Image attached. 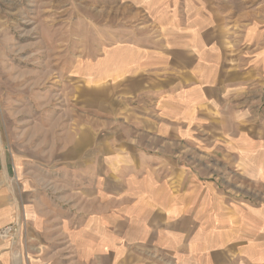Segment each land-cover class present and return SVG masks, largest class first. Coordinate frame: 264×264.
Returning a JSON list of instances; mask_svg holds the SVG:
<instances>
[{
  "label": "rangeland",
  "instance_id": "374dc122",
  "mask_svg": "<svg viewBox=\"0 0 264 264\" xmlns=\"http://www.w3.org/2000/svg\"><path fill=\"white\" fill-rule=\"evenodd\" d=\"M166 1L174 3L173 11L181 18L180 0ZM149 5V0H0V107L9 134L7 150L16 158L11 181L3 183L5 190L0 189V264L117 261L113 257L116 247L102 243L104 233L114 234L116 229L107 221L108 228L102 226L100 201L110 199L107 211L125 205L130 217L128 209L136 197L130 200L125 192L114 205L113 183L117 194L118 185L127 189L134 173L123 167L114 177H96L88 166L91 173L85 172L84 179L74 174L63 177L61 152L67 138L70 142L79 129L94 127L97 119L101 123L95 132L111 129L117 113L108 116L86 102L89 61L98 65L103 53L122 40L141 44L151 42L144 39L146 34L161 36L165 26L150 22ZM131 101L132 105L140 103ZM130 126L139 128L135 122ZM114 131L128 132V128L121 124ZM199 133L189 151L178 154L186 165L184 175L191 178L187 175L177 182L168 169L167 204L164 186L156 181L146 201L153 211L162 209L170 216L178 213V218H170L178 222L171 225L184 232L188 252L178 256L171 250L140 248L135 232L123 228L117 237L118 246L124 248V264H264V186L256 184V174L244 172L235 159H223L225 146L215 136L205 138ZM140 142L146 143L145 138ZM157 171L148 173L157 175ZM23 182L34 189V196L45 192L54 203L72 196V237L57 239L64 235L61 231L57 237L50 236V227L46 228L48 235L34 236L39 232L28 225L29 215L23 210ZM64 185L71 191L65 192ZM214 191L216 200L211 197ZM87 218L92 221L85 225ZM89 253L91 260L85 262ZM142 255L144 260L139 258Z\"/></svg>",
  "mask_w": 264,
  "mask_h": 264
},
{
  "label": "crops",
  "instance_id": "0c3cea01",
  "mask_svg": "<svg viewBox=\"0 0 264 264\" xmlns=\"http://www.w3.org/2000/svg\"><path fill=\"white\" fill-rule=\"evenodd\" d=\"M149 3L150 22L165 26L160 29L161 36L146 34L144 39L151 42L143 40L141 44L132 39L122 40L103 53L98 65L89 61L90 88L84 93L86 102L108 116L117 113L122 118L111 121L107 133L94 131L100 119L94 127L79 129L70 142V137L64 141L61 152L59 170L63 177L74 174L84 179L91 173L88 166L96 177L106 174L114 177L123 167L134 173L129 176L132 179L128 180L127 189L121 190L118 185V195L113 183L114 205L125 192L130 200L136 197L128 209L130 217L125 205L107 211L110 199L100 201V208L104 209L99 215L102 226L108 228L107 221L116 229V233L106 232L101 237L105 246L109 243L116 247L117 256L113 257L117 261H111L112 264L125 262L124 248L118 246L117 237L123 228L135 232L140 248L171 250L178 256L188 252L184 232L171 225L178 222L170 221L171 217L178 218V213L170 216V212L162 209L153 211L146 201L150 199L148 189L156 181L164 186L167 204L168 169L177 182L190 176L184 175L186 165L178 154L189 151L193 137L199 132L205 138L215 136L216 142L225 146L223 159H235L236 164L244 166V172L256 174V184L264 186V0H180L181 18L178 11H173V2L149 0ZM114 94L120 96L115 98ZM131 99L140 103L132 105ZM131 122L139 128L131 127ZM121 124L128 132L114 131ZM143 137L146 143L140 142ZM113 141L115 144L111 146ZM8 144L9 134L0 107L2 190L11 181V170L15 168L16 158L7 150ZM156 170L157 175L148 173ZM22 184L28 225L39 232L34 236L47 234L46 228L50 227V236L57 237L61 231L64 235L57 239L72 237V196L54 203L45 192L34 196V189L27 182ZM67 191H71L70 187ZM211 197L216 200L215 191ZM91 221L87 218L84 223ZM90 256L91 253L83 258L85 262L91 260ZM139 258L144 260L143 255ZM104 264H108L107 259Z\"/></svg>",
  "mask_w": 264,
  "mask_h": 264
}]
</instances>
